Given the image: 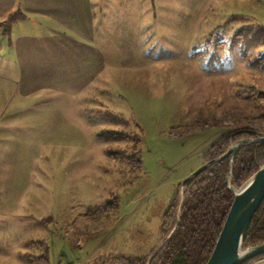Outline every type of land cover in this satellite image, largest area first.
<instances>
[{
  "label": "rangeland",
  "instance_id": "374dc122",
  "mask_svg": "<svg viewBox=\"0 0 264 264\" xmlns=\"http://www.w3.org/2000/svg\"><path fill=\"white\" fill-rule=\"evenodd\" d=\"M92 8L90 38L72 30V60L44 72L72 76L73 94L69 82L21 95L0 80L13 94L7 109L0 98V264L148 254L206 149L236 127L264 128V98L246 97L264 90V71L251 63L263 48L251 44L264 42V0H93ZM13 16L1 23L13 35L47 28ZM10 66L0 75L17 77Z\"/></svg>",
  "mask_w": 264,
  "mask_h": 264
},
{
  "label": "trees",
  "instance_id": "16d2710c",
  "mask_svg": "<svg viewBox=\"0 0 264 264\" xmlns=\"http://www.w3.org/2000/svg\"><path fill=\"white\" fill-rule=\"evenodd\" d=\"M262 30L264 31V27ZM242 35L240 30L235 36ZM254 35L256 36V33ZM220 43L224 42L220 41ZM251 45L255 48L263 46L261 52L252 58L251 63L264 71V42L255 38ZM242 54L246 56L247 49L243 48ZM253 95L256 99L264 98V90H258L257 94L251 91L246 97L252 98ZM255 131H264V128L242 125L224 132L206 149L204 162L222 155L239 139L256 137ZM115 137L124 138L126 135H115ZM234 162V172L230 181L238 188L264 164V144L243 145L236 153ZM229 171L230 159L226 157L214 162L198 175H194L184 186L182 183L179 184L162 216L160 238L151 251L143 256L115 253L108 256L104 264H205L215 247L234 199V192L226 183ZM181 200H183V208L178 227L168 237L176 223ZM163 241L164 243L160 245ZM262 242H264V201L253 217L243 247L247 248ZM153 253L148 263L149 256ZM262 258L264 253L244 264Z\"/></svg>",
  "mask_w": 264,
  "mask_h": 264
},
{
  "label": "crops",
  "instance_id": "0c3cea01",
  "mask_svg": "<svg viewBox=\"0 0 264 264\" xmlns=\"http://www.w3.org/2000/svg\"><path fill=\"white\" fill-rule=\"evenodd\" d=\"M92 2L93 0H0V68L2 66L11 68L10 65L13 64L12 68H15L14 73L17 74V77L13 78L0 75V80L6 84L14 83L21 95L31 94V89L34 87L50 86L62 90L68 89L69 82L73 94L72 76L68 81L67 76L57 78L48 76L44 72L49 68H56L58 62L66 65L68 60H72L76 41L72 30L76 29L83 36L90 38L89 28L94 14ZM10 15L13 18L17 16L31 18L40 25H46L48 29L44 28L41 34L20 32L13 35L12 32L5 31L1 24ZM88 19L87 23L85 20ZM65 85L67 86L64 87ZM9 93V90L4 92L0 89L2 109L9 107L10 98L13 96ZM2 113L6 112L2 110ZM65 113L67 114V109ZM2 125L0 122V128Z\"/></svg>",
  "mask_w": 264,
  "mask_h": 264
},
{
  "label": "water",
  "instance_id": "95a60500",
  "mask_svg": "<svg viewBox=\"0 0 264 264\" xmlns=\"http://www.w3.org/2000/svg\"><path fill=\"white\" fill-rule=\"evenodd\" d=\"M255 132L257 134L256 137L242 138L233 142L226 152L204 162L182 181V186H184L190 178L194 175H198L214 162L220 161L226 157L230 159V171L226 176V183L229 188L233 190L234 199L215 247L205 264H244L264 253V242L247 248L243 247L253 217L264 201V164L249 176L240 187L237 188L233 186L230 181L234 172V157L238 150L248 143L264 144V131ZM182 208L183 200L180 202L176 223L168 237H170L178 227ZM163 243L164 241L160 245ZM153 255L154 253L149 256L148 263L151 261Z\"/></svg>",
  "mask_w": 264,
  "mask_h": 264
}]
</instances>
